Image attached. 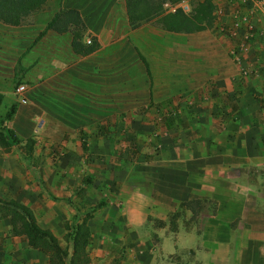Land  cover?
<instances>
[{
  "label": "crops",
  "instance_id": "1",
  "mask_svg": "<svg viewBox=\"0 0 264 264\" xmlns=\"http://www.w3.org/2000/svg\"><path fill=\"white\" fill-rule=\"evenodd\" d=\"M179 1L163 0L162 15L180 11L166 7ZM198 2L180 12L191 14ZM65 9L82 19V42L94 39L98 48L81 56L69 34L43 35L51 52L29 74L44 82L28 88L29 104L16 106L10 121L21 143L0 147V199L29 208L60 243L65 225L94 207L90 264H264V14L253 20L258 34L246 60L259 74L241 77L231 56L239 41L219 33L214 6L209 29L184 34L165 31L157 22L162 15L132 27L126 0H47L29 16L46 15L32 27L38 26L32 43ZM24 22H0V29H24ZM118 125L125 139L119 145ZM27 139L34 144L25 163ZM127 140L135 141V152ZM54 141L63 145L57 166ZM85 175L92 184L81 201L92 206L76 208L68 222L69 183ZM0 264H48L12 235L1 214Z\"/></svg>",
  "mask_w": 264,
  "mask_h": 264
},
{
  "label": "trees",
  "instance_id": "2",
  "mask_svg": "<svg viewBox=\"0 0 264 264\" xmlns=\"http://www.w3.org/2000/svg\"><path fill=\"white\" fill-rule=\"evenodd\" d=\"M46 1L0 0V22L9 26H19L27 17L38 11ZM162 1L126 0L130 25L136 27L140 21H148L153 17L161 16ZM170 1L175 2L177 0ZM212 11V3L209 0H204L198 2L189 15L175 11L174 13L163 14L158 22L167 32L190 34L209 29L212 26ZM49 30L56 34H69L70 48L77 55L86 56L98 48L94 39H91L89 44L82 42L85 27L78 12L74 9H65L56 13L35 40H38ZM140 59L146 71L149 72L148 65L141 55ZM15 112L16 104H13L5 113L3 122L10 121ZM20 143L21 139L15 135L11 128L6 125L0 128V147L7 150L13 146H19ZM33 144V139H27L23 146L24 154H21V158L25 163H28L32 158ZM94 210V207L87 210L81 222L73 223L71 227L65 225L64 240L67 246L64 247L50 230L43 229L36 223L29 208L13 200L3 201L0 199V214L9 218L12 235L24 237L29 247L47 256L48 264H90L87 247L90 243L91 231L87 223Z\"/></svg>",
  "mask_w": 264,
  "mask_h": 264
},
{
  "label": "rangeland",
  "instance_id": "3",
  "mask_svg": "<svg viewBox=\"0 0 264 264\" xmlns=\"http://www.w3.org/2000/svg\"><path fill=\"white\" fill-rule=\"evenodd\" d=\"M54 7V3H52ZM119 18V16H118ZM46 20V15L43 13L35 14L34 16H31L26 19L23 26L24 29H8L3 28L0 29V96H1V104H0V128H2L4 125L10 127V121L3 122V117L7 110L13 105L16 104V106H27L30 102V100L26 101L25 104L20 103L19 96L16 95L15 89L16 86L20 83L25 84L27 88H36L39 87L38 85H42L44 82V79L32 77L29 74V70L31 67H33L36 63L42 61L43 57L46 58V53H50L51 50L48 49V45L45 42H43V36L40 37L38 40H35L34 43L33 40L36 37V31H34L37 28H32L34 25H41ZM159 20H157L158 22ZM119 36V34L123 33L122 31L118 30L116 32ZM3 35V36H2ZM50 42L55 41L51 37L49 38ZM89 40H91L89 38ZM15 42V43H12ZM49 42V41H48ZM49 50V51H48ZM36 57V59H34ZM59 57V56H58ZM44 64V63H43ZM47 66V65H46ZM50 69V67L48 68ZM50 72V71H49ZM40 120V119H39ZM2 121V122H1ZM42 124L43 120H40L37 122L38 129L42 130ZM64 129V128H63ZM63 129H59L58 134H55L57 136H60L63 132ZM123 127L118 125L116 127V131L118 132V139H116V142L119 143L123 142L125 139L124 137H120L121 131ZM107 132V130H105ZM68 135V134H67ZM65 136V135H64ZM63 138V137H62ZM129 142V152H135L136 150V143L134 140H127ZM122 148V145H120ZM63 147L61 141L55 142L51 145V165L54 164V166H57L56 162L61 160L62 153L61 148ZM85 147V146H84ZM44 148V147H43ZM86 148V147H85ZM88 148L84 151L87 152ZM86 154V153H85ZM50 157V156H49ZM44 163L45 159L42 157V159H39ZM92 158L91 156H87L85 158V166L87 167L89 164L88 162H91ZM59 172V171H58ZM64 175V174H62ZM65 176V175H64ZM73 176V175H72ZM46 175H42V178L44 179ZM40 178V179H42ZM75 178V176H73ZM80 178V177H79ZM87 179L90 180L91 177L84 176L78 183H69L72 187V191H69L70 194L65 199L66 202H68L72 209V214H70V219L68 222L73 221L72 218L76 217V208L82 212L85 210V207L92 206L88 205L86 202L84 203L81 201V199L86 194V191L88 188H90V184L87 181ZM39 187H45L44 182H41V180L38 181ZM95 195V193H94ZM62 246H67V243L62 239L61 241ZM222 246L221 244H218L217 247ZM221 248V247H220ZM123 250H121L120 254L122 255ZM220 256H223V253L218 254ZM119 258V257H118ZM118 258H116L118 260ZM115 259V260H116Z\"/></svg>",
  "mask_w": 264,
  "mask_h": 264
},
{
  "label": "built area",
  "instance_id": "4",
  "mask_svg": "<svg viewBox=\"0 0 264 264\" xmlns=\"http://www.w3.org/2000/svg\"><path fill=\"white\" fill-rule=\"evenodd\" d=\"M192 1L203 0H180L177 4L166 7L169 10H180L185 14L191 12ZM214 6V18L217 22L219 33L231 40H238L236 49H233L231 56L238 63L241 77L259 74V69L254 67L252 62L246 61L252 55L255 38L257 37L256 25L253 20L260 10L264 14V0H209ZM87 44L90 43L88 39ZM245 60V63L243 62ZM264 67V59L261 62ZM28 88L25 84H18L15 89L16 95L22 104L26 103L25 94Z\"/></svg>",
  "mask_w": 264,
  "mask_h": 264
}]
</instances>
